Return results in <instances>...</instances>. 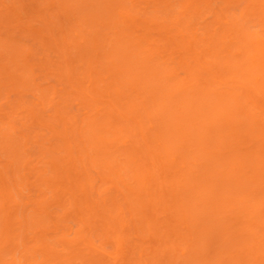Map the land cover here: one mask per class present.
I'll list each match as a JSON object with an SVG mask.
<instances>
[{"label": "bare ground", "instance_id": "1", "mask_svg": "<svg viewBox=\"0 0 264 264\" xmlns=\"http://www.w3.org/2000/svg\"><path fill=\"white\" fill-rule=\"evenodd\" d=\"M75 262L264 264V0H0V264Z\"/></svg>", "mask_w": 264, "mask_h": 264}, {"label": "rangeland", "instance_id": "2", "mask_svg": "<svg viewBox=\"0 0 264 264\" xmlns=\"http://www.w3.org/2000/svg\"><path fill=\"white\" fill-rule=\"evenodd\" d=\"M10 1H13V0H8V2H10ZM27 33V32H26ZM28 34V33H27ZM24 37V36H23ZM27 37V36H26ZM29 37V36H28ZM26 39V38H25ZM25 39H23V40H25ZM29 40V39H28ZM27 40V41H28ZM1 158H2V156H1ZM26 191V190H25ZM25 191H23V193H25ZM76 261V260H75ZM79 262H75L74 264H78Z\"/></svg>", "mask_w": 264, "mask_h": 264}]
</instances>
